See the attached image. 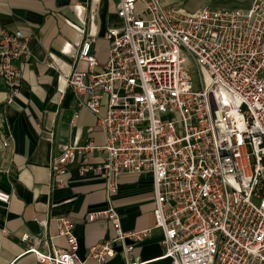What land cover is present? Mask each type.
I'll return each instance as SVG.
<instances>
[{"label": "built area", "instance_id": "obj_1", "mask_svg": "<svg viewBox=\"0 0 264 264\" xmlns=\"http://www.w3.org/2000/svg\"><path fill=\"white\" fill-rule=\"evenodd\" d=\"M117 5L123 26L105 31L111 45L103 70L92 68L99 64L92 49L97 37L89 34L77 55L89 69L65 75L81 105L96 115L105 143L68 142L50 161V181L63 187L60 177L69 164L102 149L104 161L81 165V172L104 180L108 195L126 172L149 176L154 226L126 230L110 206L86 215L89 222L111 221L115 233L89 247L85 257L78 254L69 216L37 217L43 234L26 231L21 240L36 264H106L118 245L126 264H142L136 244L159 228L171 264H264V0L192 11L164 0ZM31 57L30 37L22 30L0 32V77L10 100L23 84L16 61ZM48 65L59 69L54 61ZM5 139L8 148L12 135ZM10 200L0 187V202ZM52 220L56 232L50 231ZM55 237L67 246H58Z\"/></svg>", "mask_w": 264, "mask_h": 264}, {"label": "crops", "instance_id": "obj_2", "mask_svg": "<svg viewBox=\"0 0 264 264\" xmlns=\"http://www.w3.org/2000/svg\"><path fill=\"white\" fill-rule=\"evenodd\" d=\"M117 3L0 0V32L22 30L30 37L32 51L30 59L16 61L23 84L12 100L7 83L0 77V187L11 193L8 204L0 202V264H36V255L28 251L29 244L21 236L26 231L43 234L37 217H71L81 257L86 256L89 247L115 233L109 220L87 221L90 212L112 206L121 215L126 230L154 226L155 193L149 176L126 172L119 178L118 190L108 195L104 180L91 172H81V165L104 161L106 151L102 149L80 155L69 164L60 177L65 181L63 187L53 186L50 181V161L68 142L105 143L96 115L81 105L82 97L67 86L65 75L75 69H89L85 60L77 59L82 39L89 34L97 37L92 49L99 64L92 68L103 70L111 45L105 31L123 26ZM50 61L56 62L59 69L51 68ZM7 135H12L13 141L4 148ZM50 225V231L56 232L54 220ZM162 239L161 229L154 228L150 238L136 244L135 256L142 264L172 263L165 257ZM54 241L58 246H67L64 238L55 237ZM116 249L118 254L106 264H126L119 253L122 246ZM85 264L95 262L87 260Z\"/></svg>", "mask_w": 264, "mask_h": 264}, {"label": "rangeland", "instance_id": "obj_3", "mask_svg": "<svg viewBox=\"0 0 264 264\" xmlns=\"http://www.w3.org/2000/svg\"><path fill=\"white\" fill-rule=\"evenodd\" d=\"M166 3L181 5L187 8L188 10H192V8H200L206 5L212 7H232V6H248L250 5V0H164ZM137 10L142 9V4L137 3ZM191 75H193L194 82L196 87H200V75L198 74V70L195 64L190 66Z\"/></svg>", "mask_w": 264, "mask_h": 264}]
</instances>
